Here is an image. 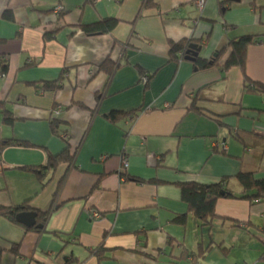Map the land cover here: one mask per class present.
<instances>
[{
	"label": "crops",
	"instance_id": "0c3cea01",
	"mask_svg": "<svg viewBox=\"0 0 264 264\" xmlns=\"http://www.w3.org/2000/svg\"><path fill=\"white\" fill-rule=\"evenodd\" d=\"M183 40L210 66L171 61ZM260 87L264 0H0V143H20L0 150V207L29 202L38 229L0 216V264H264V201L237 178L264 182ZM221 182L238 198L203 227L181 185Z\"/></svg>",
	"mask_w": 264,
	"mask_h": 264
},
{
	"label": "trees",
	"instance_id": "16d2710c",
	"mask_svg": "<svg viewBox=\"0 0 264 264\" xmlns=\"http://www.w3.org/2000/svg\"><path fill=\"white\" fill-rule=\"evenodd\" d=\"M118 21L116 19H105L103 21H100L96 24L93 25H88V26H82V29L84 32L88 35H96V34H104L112 30L113 27L117 25ZM243 42L247 43H252L254 40L252 37L244 38L240 40L236 44H231L233 47L236 45H242ZM193 46H197L199 49H201L202 45L200 42H196L193 40H183L178 43H171V48H170V53L169 57L171 61L173 62H180L184 61L186 59H192L196 68L198 69H203L207 68L210 66V63L203 61L200 58V52L196 57H194V51L192 49ZM217 59H214V62L212 64H216ZM233 63L235 64H242L243 60L241 57L234 59L233 62H229L227 67L231 66ZM111 70H113L111 68ZM57 84H51V85H44L43 89L47 88H53L56 89L58 86ZM253 87V86H251ZM252 90V89H251ZM259 92H263L264 88L260 87ZM2 105L0 104V107ZM127 113L124 112H114L111 113L110 115L107 116V119L113 123H116L121 117H125ZM5 121L7 122H12V116L9 114H6ZM61 127V123L54 119L52 120V130L56 131ZM18 144L16 142H4L0 143V150H2L5 146H9L11 144ZM68 147L66 151H64L61 155L59 156H53L49 157V161L47 166L43 167L41 170H35L32 169L35 173L38 174V176L42 177L44 174L45 170H53L55 169L59 164L61 163H69V162H74L77 151L72 152ZM238 181L240 182L243 191H252L255 190L253 188L258 189V194L257 195H252V196H242V198H248L249 200L254 201L253 199H260L264 201V182H257L254 180L253 176L249 174H244L241 173L237 176ZM182 189V199L183 201L188 205V210L193 216L199 221V223L203 227H213L215 225V222L217 220L221 221H226V218L224 217H219L216 214V204L219 199L221 198H238L235 194L230 193L227 189L224 187V182L214 184V185H202L198 183H186L181 185ZM244 195V194H243ZM29 202L24 203L23 205L16 206L14 208H6V207H0V216L6 217L12 221H16V217L18 214L22 213L23 211H28L29 210ZM50 213V212H49ZM48 215V216H47ZM50 214H46L45 217H49ZM46 220V219H45ZM178 224L186 225V215L180 216L177 220ZM43 225L45 226V221L42 222ZM240 225V224H239ZM34 230H38L37 227L35 226L32 228ZM101 248L97 249L94 253L100 254ZM67 264H73L72 261H69Z\"/></svg>",
	"mask_w": 264,
	"mask_h": 264
},
{
	"label": "water",
	"instance_id": "95a60500",
	"mask_svg": "<svg viewBox=\"0 0 264 264\" xmlns=\"http://www.w3.org/2000/svg\"><path fill=\"white\" fill-rule=\"evenodd\" d=\"M192 49L196 51L193 55L196 57L200 52V49L197 46H193ZM190 60H192L190 58ZM36 218L37 214L34 212H23L17 215L16 219L20 222L25 224L28 227H33L36 225Z\"/></svg>",
	"mask_w": 264,
	"mask_h": 264
},
{
	"label": "built area",
	"instance_id": "2783aa9c",
	"mask_svg": "<svg viewBox=\"0 0 264 264\" xmlns=\"http://www.w3.org/2000/svg\"><path fill=\"white\" fill-rule=\"evenodd\" d=\"M203 3V2H201ZM54 12L55 14L59 15V14H63L64 13V8L62 7V5H59L57 6L55 9H54ZM149 81V77L148 76H145L143 77V83L146 84L147 82ZM223 149H226L225 146H223ZM128 168V159L126 157H124L122 159V172H124L125 170H127ZM2 169V163L0 161V171ZM100 215L97 214V213H94V217L95 218H98Z\"/></svg>",
	"mask_w": 264,
	"mask_h": 264
}]
</instances>
